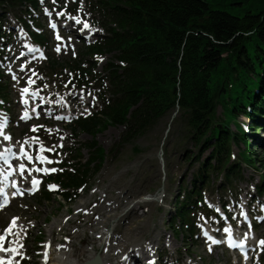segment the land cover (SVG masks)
<instances>
[{"label": "trees", "instance_id": "obj_1", "mask_svg": "<svg viewBox=\"0 0 264 264\" xmlns=\"http://www.w3.org/2000/svg\"><path fill=\"white\" fill-rule=\"evenodd\" d=\"M40 3L0 0V39L7 33L4 11L20 9L31 15V8L43 10ZM89 5L105 32L94 42H83L79 55L66 64L50 53L42 62L43 77L69 73L56 90L84 89L93 83L99 91L98 105L70 126L78 146L75 154L72 148L64 151V162L51 176L60 187L56 194L63 205H71L102 170L107 153L97 136L110 125L124 126L122 144L178 111L180 141L197 150L186 149L185 159L196 169L190 186L185 180L180 183L170 223L188 241L199 233L200 212L216 213L204 194L212 178L222 174L224 188L231 190L232 182L241 179L239 163L264 167L251 144L256 130L264 126V8L240 16L208 0H89ZM22 23L34 42L48 48L44 32L30 27L29 21ZM105 56L109 60L96 75L93 71L101 61L97 57ZM3 77L0 70V108L10 94ZM220 106L223 116L218 114ZM242 115L249 119L247 127L239 120ZM83 133L92 139L80 142ZM238 143L245 147L233 159ZM260 178L256 189L264 196V172ZM37 198L50 201L53 193L44 188Z\"/></svg>", "mask_w": 264, "mask_h": 264}, {"label": "rangeland", "instance_id": "obj_2", "mask_svg": "<svg viewBox=\"0 0 264 264\" xmlns=\"http://www.w3.org/2000/svg\"><path fill=\"white\" fill-rule=\"evenodd\" d=\"M208 1L215 8H222L240 16L248 10L257 12L264 8V1L261 0ZM40 4L47 6L38 14L30 10L34 18L29 25L36 27L37 23L42 24L43 28L39 31H43L48 38L47 53L56 55L64 64L71 56L79 55L83 42L91 43L99 34L105 32L96 24L98 16L96 18L92 13L89 0L59 2L51 0L50 3L41 0ZM48 5L51 6V11ZM76 7L78 11L73 13V8ZM52 11L60 22L59 39L51 33L49 26L48 13L52 14ZM26 12L28 11L20 9L3 12V28L7 33L0 39V70L4 73L3 81L10 92L5 98L7 102L4 106L7 107L10 118L9 132L6 136L13 135L15 140H20L19 145L24 141L31 142L30 147L34 150L35 156L44 153L46 155V152L51 150L49 156L56 157L54 167L48 166L46 162H40L34 169H55L58 168L57 162L65 157L63 151L72 148L73 153H76L78 145L70 126L79 114L90 112L92 107L98 104L99 91L93 83L76 91L56 90L60 88V80L68 78V72H65V75H54L52 79L41 77V74L46 72L44 64H40L45 49L33 45L32 48L37 49L27 56L23 55L27 50L23 44L28 45L31 41L26 24L21 22L30 20V15ZM59 12L65 15H57ZM73 17L78 18L80 23H76ZM85 22L89 25L86 29L83 28ZM108 60L109 57H103L93 72L96 75L100 74ZM36 65L40 71L37 76ZM86 66H89V63ZM29 80L38 83V87L33 91L40 98L34 100L28 107L25 106L27 109L34 108L37 113L24 120L21 119L25 112V107L21 103L24 97L19 86L20 83L28 86ZM75 96L78 100L72 102ZM2 112L5 113L4 110ZM218 114L223 116L221 106ZM176 116L174 119L172 116L161 119L145 134L122 144L119 143L124 126L110 125L100 132L97 141L107 153L106 161L102 170L91 178L90 185L81 191L71 205H63L62 197L56 193L53 194L52 200L40 201L37 196L41 190L34 195L26 194L14 199L10 206L0 213V233L9 228L13 217H18L24 224L22 237H26L25 246L21 251L23 255L17 259V264H58L60 261L62 264H81L98 250H102L105 264H144L133 260L125 262V253L131 249H140L151 238L152 256L158 257L161 264H264V246L259 243L264 240V223L259 221L257 230L253 233L255 243L250 245L253 257L247 263L242 261L236 263L235 254L229 253L223 246H211L202 232L189 236L187 241L185 234H177L174 230L170 220L175 212V200L180 194V183L185 180V185L190 186L196 169L186 161L185 150L197 151L191 144L180 141L181 128L175 119ZM239 120L243 121L244 117L240 116ZM38 127H44L47 131H42L41 136H36ZM231 129L236 130L234 124L231 125ZM256 131V136L251 137L252 148L264 162V126H260ZM91 139L92 136L86 133L78 138L80 142ZM50 144H53L51 145L53 149ZM238 144L233 148V159L239 157L241 148L245 147L244 143ZM83 154L85 157L89 156L85 148ZM47 160L52 161L53 158L49 157ZM239 164L241 179L232 182L231 190L224 188L225 180L221 174L217 179L212 178L211 185L206 186L204 191L205 199L214 209H221V205L226 201V209L232 218L236 217L237 224L242 218L237 211H240L245 203H248V209L256 218H261L264 214V196L256 189V185L261 183L260 175L264 172V167L259 163L249 166L244 161ZM43 172L42 190L54 185L45 186L48 171ZM24 178L25 185L28 186L27 176ZM57 187L50 189L55 191ZM133 207L137 208L138 219L129 212ZM209 216L205 215L204 211L200 212L201 227L217 230L216 215ZM223 223L228 224L227 218ZM247 226L250 228L249 222ZM11 232H13L11 239H16L15 230ZM112 242L115 245L126 243L129 247L124 253H116L119 249L113 248ZM163 243L167 244V249H162ZM50 244L53 245L54 253L51 261L45 263L44 249ZM148 256L150 255H146Z\"/></svg>", "mask_w": 264, "mask_h": 264}, {"label": "bare ground", "instance_id": "obj_3", "mask_svg": "<svg viewBox=\"0 0 264 264\" xmlns=\"http://www.w3.org/2000/svg\"><path fill=\"white\" fill-rule=\"evenodd\" d=\"M27 50H30V49L28 48ZM27 88L29 89V92L24 97V101L26 100L27 103L21 102L22 105H24V106H28V104L31 103L33 99H36L35 98L36 92H33V90H32L33 87L31 85H29ZM72 100H73L72 102L77 101L78 97L75 96V97H73ZM26 110L28 111L29 115H31L32 113H36V112H33V110H28V109H26ZM27 144L30 145L31 142H28ZM23 145H26V143L25 144L23 143ZM6 173H10V175H14L15 176L17 174V170L13 169V168H9V169L6 170ZM136 209H137L136 207H133L129 212H130V214L136 215V219H138L139 216L137 215ZM261 223H264V214L261 217ZM17 224L20 226V228H22L24 226V224H22L21 222L16 221V225ZM248 238H249L250 243H255V236L253 234H249ZM152 242L153 241H152V238H151V239H149V242H147L146 245L143 244L140 247V249L139 248H135V249L128 250L127 254L125 253V257H127V259L124 258V261L126 262V261L130 260V262H131L133 260L135 262L137 261L138 263L143 262L144 264H161L159 262V258L158 257L152 256V251H151V248L153 249V244L151 245ZM19 244L20 243H18V242L14 243L11 247L17 248L18 251L20 252V248L21 247H20ZM112 244H113V248L115 247V248L119 249V251H117L116 253H124V251L127 250V247H129L128 245H126V243H120L119 245H115V243L112 242ZM166 245H167L166 243H163L162 244V249H164V248L167 249ZM170 246H172L171 242H170ZM138 252H139V254H138ZM154 254H155V251H154ZM146 255H150V256L146 257ZM2 256L3 257H11L12 261H13V264L16 263L17 255L15 253L3 252ZM58 264H62V262L60 261Z\"/></svg>", "mask_w": 264, "mask_h": 264}, {"label": "snow or ice", "instance_id": "obj_4", "mask_svg": "<svg viewBox=\"0 0 264 264\" xmlns=\"http://www.w3.org/2000/svg\"><path fill=\"white\" fill-rule=\"evenodd\" d=\"M54 2H55V0H54ZM46 12H47V10H46ZM48 14L51 15V13H48ZM57 15L63 16V15H65V13L59 12V13H57ZM73 19L76 20V23H78V24L80 23V20L78 18L73 17ZM50 26L52 28H55L56 27V24L55 23H52ZM88 27H89V25L87 24V22H85L83 24V28L86 29ZM57 38L59 39L60 37L58 36ZM57 51H59V48H57ZM97 59L98 60H102L103 58L102 57H97ZM13 78L16 79L15 76ZM29 83H33V81L29 80ZM28 92H29V89L27 87L21 89L22 95L23 94H27ZM23 102L24 103H27L26 100L23 101ZM30 118L31 117H30V115H29V113H28L27 110L24 112L23 116L21 117V119H24V120H27V119H30ZM58 119H60V117H58ZM3 127H4V125L3 124H0V135H3V131H2ZM33 130H35V129H33ZM4 139L7 140V139H10V137L4 135ZM20 152H21V154L27 156V153H25L23 147H21ZM27 159L31 160L32 157L31 156H27ZM37 159L41 160L42 162L43 161H47L48 163H52V161L47 160V158L46 157H43V156H38ZM19 170H20L21 174H23V172L25 171V165L24 164H20L19 165ZM37 171H46V172L47 171H51V172H55V171H57V169H54V168L53 169H37ZM61 171H62V169H61ZM31 183L33 185V190H35L36 189V186L40 183V181L37 180V179H35V178H33L32 181H31ZM13 187H15V183L13 184ZM49 187L50 188H56L57 186L50 185ZM17 194L22 195L23 193L20 192L19 190L17 192H14L13 193V195H17ZM0 196L3 197V200L0 201V207H4L9 201L7 199V194L4 192V189L3 188H0ZM217 211H219V209H217ZM241 215H246V214L243 213V212H241ZM18 219L19 218H13V220L11 221V223L9 225V228L5 230L6 233L11 234V230H12V228L14 226H16V221ZM225 231L226 232L227 231H230V229H225ZM5 238L6 237L4 235H0V251H4V252H8V253H15L16 255H20V253H19V251H18L17 248H15V247H4V240H5ZM214 243H219V241H214ZM259 243H260L261 246H264V240H261ZM20 247H23V245H20ZM209 251H211V248H209ZM125 259H127V257H125ZM0 264H12V258L9 257L6 260L4 257H0Z\"/></svg>", "mask_w": 264, "mask_h": 264}, {"label": "water", "instance_id": "obj_5", "mask_svg": "<svg viewBox=\"0 0 264 264\" xmlns=\"http://www.w3.org/2000/svg\"><path fill=\"white\" fill-rule=\"evenodd\" d=\"M83 264H105V263L101 255V252L98 251L92 258L86 260Z\"/></svg>", "mask_w": 264, "mask_h": 264}]
</instances>
